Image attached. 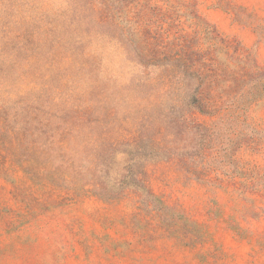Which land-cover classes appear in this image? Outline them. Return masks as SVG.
Masks as SVG:
<instances>
[{
	"label": "rangeland",
	"instance_id": "rangeland-1",
	"mask_svg": "<svg viewBox=\"0 0 264 264\" xmlns=\"http://www.w3.org/2000/svg\"><path fill=\"white\" fill-rule=\"evenodd\" d=\"M0 264H264V0H0Z\"/></svg>",
	"mask_w": 264,
	"mask_h": 264
},
{
	"label": "trees",
	"instance_id": "trees-1",
	"mask_svg": "<svg viewBox=\"0 0 264 264\" xmlns=\"http://www.w3.org/2000/svg\"><path fill=\"white\" fill-rule=\"evenodd\" d=\"M129 146H132V144H129ZM163 152H164V150H162V149H158V150L157 149L156 150L151 149V151L149 152L148 155H149V157L154 159V156L158 155L159 153H163ZM136 157H137L136 159H138L140 156H136ZM127 172L129 173V175L125 176L123 178V180L121 181V183L118 185V189H117L118 191L119 190L121 191V190L128 188V187H141V180L138 177L137 173H135V172L133 173V171H131L129 169V167L127 168ZM139 175H141V172H139ZM113 186L117 187V185H113ZM106 187L107 186H102L104 191L107 190ZM114 188H112V189H114Z\"/></svg>",
	"mask_w": 264,
	"mask_h": 264
}]
</instances>
